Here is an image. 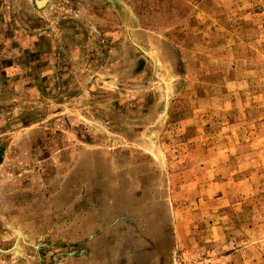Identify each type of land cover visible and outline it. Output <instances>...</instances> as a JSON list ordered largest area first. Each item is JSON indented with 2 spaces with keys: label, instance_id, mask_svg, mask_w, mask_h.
<instances>
[{
  "label": "rangeland",
  "instance_id": "374dc122",
  "mask_svg": "<svg viewBox=\"0 0 264 264\" xmlns=\"http://www.w3.org/2000/svg\"><path fill=\"white\" fill-rule=\"evenodd\" d=\"M35 129L165 173L172 264H264V0H0V155Z\"/></svg>",
  "mask_w": 264,
  "mask_h": 264
},
{
  "label": "crops",
  "instance_id": "0c3cea01",
  "mask_svg": "<svg viewBox=\"0 0 264 264\" xmlns=\"http://www.w3.org/2000/svg\"><path fill=\"white\" fill-rule=\"evenodd\" d=\"M56 130L0 155V264H172L165 173L131 172L124 149Z\"/></svg>",
  "mask_w": 264,
  "mask_h": 264
},
{
  "label": "water",
  "instance_id": "95a60500",
  "mask_svg": "<svg viewBox=\"0 0 264 264\" xmlns=\"http://www.w3.org/2000/svg\"><path fill=\"white\" fill-rule=\"evenodd\" d=\"M49 0H35V4L37 7L42 8L44 7Z\"/></svg>",
  "mask_w": 264,
  "mask_h": 264
}]
</instances>
